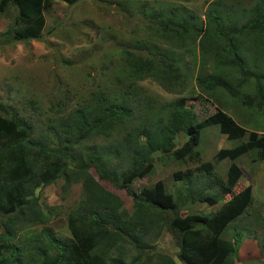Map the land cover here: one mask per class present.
I'll use <instances>...</instances> for the list:
<instances>
[{"label": "trees", "instance_id": "16d2710c", "mask_svg": "<svg viewBox=\"0 0 264 264\" xmlns=\"http://www.w3.org/2000/svg\"><path fill=\"white\" fill-rule=\"evenodd\" d=\"M60 1L70 5L76 0ZM52 2L0 0L1 12L6 6L15 12L0 32V44L39 39L44 26L42 12L49 9ZM251 13L242 25L236 26L231 19L222 20L215 12L208 11L205 17L210 29L203 31L201 28L193 30L191 20L182 14L158 17L150 13L147 28L175 47L190 45L198 39V47L202 54L211 55L214 67L232 68L237 75L234 84L227 82L225 72L197 76L195 80L202 94L209 96L215 90H222L230 98L238 99L242 106L261 112L264 74L252 73L235 45L252 34L258 39L254 38V43L264 46V2L253 6ZM121 52V69L128 77H152L165 89L180 92L179 62L175 58H169L165 52L158 56H143L128 49ZM259 55L264 59V48ZM250 81L252 93L240 97ZM91 95L90 105L84 100L67 115L58 116L50 137L31 138L28 126L8 113L0 102V264H176L167 254H157V260L150 262V251L146 250L144 241L151 230H155L151 237L154 239L162 229L173 239L175 258L180 264H225L227 255L238 249L241 238L233 236V240L227 242L221 239V233L231 220L232 212L239 213L251 202L250 186L231 194L239 175L234 163L228 165L225 181L212 178L214 192H210L209 187L202 191L196 184L192 190L190 178H185L184 202L188 205L202 202L213 205L231 194L205 219L190 214L182 216L178 211L181 202L177 197L172 200L160 182L142 187L138 193L130 191L129 183L152 171L150 157L155 151L168 153L177 160L196 159L193 148L203 127L216 125L227 139L245 137L232 147L219 149L215 154L217 159L233 160L250 149H255L256 158L264 159V133L250 131L245 135V130L220 108L196 121L192 106L181 96L168 104L170 108L164 122L158 132L153 133L157 142L152 143L150 137L143 135L144 140L138 141L141 146L130 154L127 166L122 169L121 165L122 170H118L109 165V148H98L86 142L111 137L113 128L129 116L131 108L123 97L115 101L102 93ZM178 131L184 136L179 144H174ZM76 146L79 147L74 154ZM111 153L117 158L119 146ZM208 165L203 163L201 167L210 177L206 170ZM174 177L184 179L179 172ZM56 179H62V191L73 183H80V198L66 215L67 237L57 236L46 225L49 210L38 200L41 189ZM102 181L109 183L113 190H124L131 200L129 213L122 199L102 186ZM38 225L41 226L36 234L22 236L23 230ZM126 245L135 253L124 262ZM110 252L112 258H109Z\"/></svg>", "mask_w": 264, "mask_h": 264}, {"label": "rangeland", "instance_id": "374dc122", "mask_svg": "<svg viewBox=\"0 0 264 264\" xmlns=\"http://www.w3.org/2000/svg\"><path fill=\"white\" fill-rule=\"evenodd\" d=\"M52 1L50 8L42 12L44 26L39 39L0 44V102L8 113L28 126L31 138L41 135L50 137L58 116L67 115L84 100L90 105L91 94L98 93L115 101L123 97L131 108L129 116L113 128L111 137L86 142L113 152L119 146L117 158L112 156L111 151L108 156L109 165L118 170L127 166L130 154L140 145L138 141L144 140L143 135L150 137L152 143L157 142L153 133L158 132L164 122L170 108L168 104L181 96L186 104L192 106L196 121L220 108L245 130V135L250 131L264 133V105L258 112L254 107L242 106L238 99L230 98L222 90H215L212 95L206 96L197 85V76L219 72H225L227 82L234 84L237 75L232 68L214 67L211 55L202 54L198 39L190 45L175 47L147 28L148 16L154 13L158 17L182 14L191 20L193 30H209L210 23L205 17L208 11L215 12L222 20L231 19L234 25L240 26L251 16L253 6L264 0H76L70 5L60 0ZM14 15L10 6L0 11V32ZM251 35L237 41L236 50L247 68L255 75H261L264 74V59L259 53L264 46L260 42L255 44L254 38L257 37ZM123 49L143 56H158L165 52L169 58H175L179 62L180 92L165 89L152 77H128L121 69ZM261 87L264 91L263 80ZM252 90L250 81L240 97L251 94ZM47 126H50L48 131ZM183 136L178 131L173 143L179 144ZM244 139H227L216 125L203 127L199 141L193 148L196 159L177 160L168 153L155 151L150 157L152 171L133 180L129 188L132 193H138L142 187L160 182L172 200L177 197L181 202L178 211L182 216L190 214L205 219L231 194L250 186V204L239 213L232 212L231 220L221 233V239L227 242H231L233 236L240 235L241 238L238 249L227 255L225 264H264V159L256 158L255 149L233 160L215 157L219 149L232 147ZM78 147H75L74 154ZM203 163L209 164L206 170L210 177L205 175V168L201 167ZM232 163L237 166L239 175L231 194L213 205L204 202L188 205L184 202L187 196L183 184L186 177L190 178L192 190L197 185L202 191L209 187V191L214 192L212 178L225 181L228 165ZM90 172L94 174L92 169ZM177 172L183 175V180L174 177ZM61 184L62 179H56L45 186L38 200L41 206L49 210L46 225L57 236L67 237L66 215L80 198V183L69 185L65 191H62ZM101 184L122 199L129 213L131 200L124 190H113L105 181ZM39 226L23 230L22 236L36 234ZM154 232L151 230L144 241L146 250L153 253L148 251L150 262L157 260V254H167L176 264H180L175 258L176 249L170 235L162 229L151 239ZM125 247L124 262H127L135 252L129 245ZM112 257L113 253L110 252L109 258Z\"/></svg>", "mask_w": 264, "mask_h": 264}]
</instances>
